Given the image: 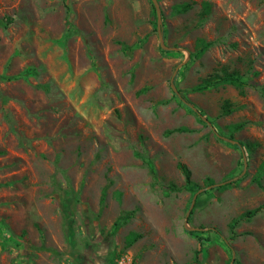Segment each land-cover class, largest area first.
Listing matches in <instances>:
<instances>
[{"label": "rangeland", "instance_id": "374dc122", "mask_svg": "<svg viewBox=\"0 0 264 264\" xmlns=\"http://www.w3.org/2000/svg\"><path fill=\"white\" fill-rule=\"evenodd\" d=\"M158 2L0 0V264H264V0Z\"/></svg>", "mask_w": 264, "mask_h": 264}, {"label": "trees", "instance_id": "16d2710c", "mask_svg": "<svg viewBox=\"0 0 264 264\" xmlns=\"http://www.w3.org/2000/svg\"><path fill=\"white\" fill-rule=\"evenodd\" d=\"M206 8L208 9L209 8V4H205ZM190 8V6H180L177 10L178 12H186L188 11V9ZM203 43V42H202ZM211 47V44L210 43H206L205 45H203V47H201V49L199 50V52H197L196 56L198 57H201L202 55H204L207 50ZM122 51L125 53V54H130L131 51H132V48L131 47H128V46H124L123 45V49ZM220 79H223L219 76H213L212 79H207L203 82L202 85L198 86L197 88H193L191 91L193 92H204L206 91L207 89H209L213 84V80H220ZM223 82H227L228 84H232V85H235L237 87H242L243 84H244V81H243V78L241 76H239L237 73H233V74H230V75H226L225 78L222 80ZM218 82V81H217ZM181 100L183 102H186L187 99L186 97H181ZM224 109H225V113L226 114H229L232 112V109L230 107V104L227 103L225 104L224 106ZM189 110L191 112H194L193 109H190ZM240 125H236L234 127H232L233 130H236V129H240ZM175 131H179V130H175ZM169 134H171L172 132H168ZM238 146L240 148H242V144H238ZM181 170L185 176V181H186V188H191L192 190L196 191V187L195 185L192 183V179H191V171L184 165H181ZM233 183L232 182H228L227 184H222V186L219 188H224V187H227L228 185H232ZM261 209H264V207L258 209V210H254V211H250L247 213L246 216H254L259 210ZM193 214V211L191 212V215ZM135 216V212H128L127 214L125 215H121L120 218L115 222L114 224V229H113V234L116 233L121 227L122 225L126 224L130 219L134 218ZM141 236H133L132 238L129 239V243L132 245L135 241H137Z\"/></svg>", "mask_w": 264, "mask_h": 264}, {"label": "water", "instance_id": "95a60500", "mask_svg": "<svg viewBox=\"0 0 264 264\" xmlns=\"http://www.w3.org/2000/svg\"><path fill=\"white\" fill-rule=\"evenodd\" d=\"M152 2H153L154 6H155V8H156V11H157L158 24H159V31H161V25H162V21H163V20H162V13H161V9H160V6H159V2H158V0H152ZM160 41H161V47H162L164 50L170 51V50L172 49V48L167 47V46H165V45L163 44L164 37H163L162 34H160ZM176 74H177V71L175 72L174 77H173V79H172V81H171L172 86H173V89H174L175 92H176V90H175V88H174L173 81H174V78H175ZM192 109H193V110H196V109L193 108V107H192ZM202 191H203V190H200V193H201ZM197 197H198L197 195L194 197V200H193V203H192L191 208H190V210H189V213L187 214V218L190 216V214H191V212H192V210H193V208H194V205H195V202H196V200H197Z\"/></svg>", "mask_w": 264, "mask_h": 264}]
</instances>
